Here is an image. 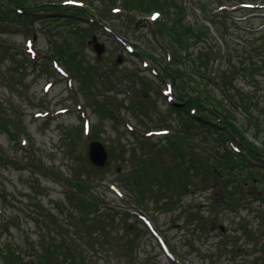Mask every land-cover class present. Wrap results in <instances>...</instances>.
Returning <instances> with one entry per match:
<instances>
[{
    "label": "rangeland",
    "instance_id": "1",
    "mask_svg": "<svg viewBox=\"0 0 264 264\" xmlns=\"http://www.w3.org/2000/svg\"><path fill=\"white\" fill-rule=\"evenodd\" d=\"M70 1L0 0V264H264V0Z\"/></svg>",
    "mask_w": 264,
    "mask_h": 264
},
{
    "label": "trees",
    "instance_id": "2",
    "mask_svg": "<svg viewBox=\"0 0 264 264\" xmlns=\"http://www.w3.org/2000/svg\"><path fill=\"white\" fill-rule=\"evenodd\" d=\"M8 2H10V4H12V7H17L19 10H21V14H24L28 17H32V16H35V17H38L37 15H33L35 14L36 12H39V9L37 10H34V11H27L23 8L22 6V3L25 1V0H6ZM11 6V5H10ZM43 6H49V7H43ZM38 8H47V9H50L52 8L49 12H54V11H62L63 10V7L59 6V5H42L41 7H38ZM55 9V10H54ZM11 12V11H9ZM13 12V11H12ZM76 14H78V12H75ZM31 14V15H30ZM163 26V25H162ZM164 30V28H163ZM60 52V51H58ZM202 102V101H201ZM189 104L188 105H191L193 103V101L190 99V101L188 102ZM223 121V120H222ZM231 135L234 137L233 133H231ZM239 136L236 137L235 136V139H237L240 143L241 146H245L242 150L245 151L246 155L249 156V157H252L253 159H255L254 157H257L259 154L258 152L255 150V148H253L252 146H248V145H242L241 143V140L240 138L242 137V135H240V133L238 134ZM242 139V138H241ZM241 150V151H242ZM241 152L240 153H237L238 156H240ZM235 159V158H234ZM261 163L264 164V161H260Z\"/></svg>",
    "mask_w": 264,
    "mask_h": 264
},
{
    "label": "water",
    "instance_id": "3",
    "mask_svg": "<svg viewBox=\"0 0 264 264\" xmlns=\"http://www.w3.org/2000/svg\"><path fill=\"white\" fill-rule=\"evenodd\" d=\"M94 39V38H93ZM93 49L96 51L97 55L100 56L102 52V48L96 44V42L93 43ZM122 57L119 56L117 57V60L115 62L116 65L120 64ZM88 158L89 161L94 164V166L101 168L104 166L106 163L105 161L107 160V153L104 149V147L99 143V142H91L89 144V149H88Z\"/></svg>",
    "mask_w": 264,
    "mask_h": 264
},
{
    "label": "snow or ice",
    "instance_id": "4",
    "mask_svg": "<svg viewBox=\"0 0 264 264\" xmlns=\"http://www.w3.org/2000/svg\"><path fill=\"white\" fill-rule=\"evenodd\" d=\"M153 19H156V17H155V16H153Z\"/></svg>",
    "mask_w": 264,
    "mask_h": 264
},
{
    "label": "flooded vegetation",
    "instance_id": "5",
    "mask_svg": "<svg viewBox=\"0 0 264 264\" xmlns=\"http://www.w3.org/2000/svg\"><path fill=\"white\" fill-rule=\"evenodd\" d=\"M238 10V9H237ZM240 10H244V9H240Z\"/></svg>",
    "mask_w": 264,
    "mask_h": 264
}]
</instances>
